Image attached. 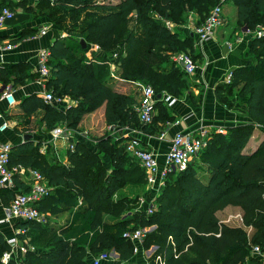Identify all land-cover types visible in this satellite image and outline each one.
<instances>
[{
    "label": "trees",
    "instance_id": "16d2710c",
    "mask_svg": "<svg viewBox=\"0 0 264 264\" xmlns=\"http://www.w3.org/2000/svg\"><path fill=\"white\" fill-rule=\"evenodd\" d=\"M220 1L60 0L52 6L39 2L38 7L49 9L47 15L67 34L50 47L47 89L55 97H69L75 103L62 108L32 95L22 105L26 115L40 116L48 130L60 124L76 130L86 116L102 110L107 128L142 127L157 133L161 123L175 120L171 109L159 100L156 106L160 112L154 123L141 125L136 97L113 87L110 64L118 66L117 75L122 80L151 85L156 94L180 97L188 89V76L171 55L181 48L195 51L194 38L191 31L179 36L167 22L185 25L191 12L205 16L208 7ZM227 1L237 7L239 24L249 29L264 28V0ZM17 6L34 12V7H27L24 1L4 0L0 12L3 7L15 12ZM81 39H85L87 48L83 49ZM89 44L97 45L101 55L88 59ZM250 52L254 56L249 63L233 71V82L220 88L217 96L230 106L229 91L238 88L239 95L248 99L251 123L234 127L224 135L214 133L199 159L178 171L168 184L170 173L152 214L148 207L139 208L141 199L121 194L129 186H146L147 173L128 155L123 140L108 137L107 131L91 138L90 143L73 140L67 163L58 158L49 161L33 143L13 148L11 168L38 171L55 188L38 204L39 210L72 216L61 231L51 222H26V236L37 250L28 251L20 264H90L89 256L110 254L111 250L118 254V264H130L134 245L124 233L153 226L144 243L145 249L157 247L151 264H156L157 256L165 264H262L251 251L255 245L264 251V137L255 149L246 147L257 128L264 132V34L253 39ZM1 73L5 82L14 85L36 77L24 73L11 79L6 70ZM225 90H229L227 96ZM228 207L241 210L242 225H231L220 218L219 213ZM107 215L112 223L106 222ZM8 249L0 239V264Z\"/></svg>",
    "mask_w": 264,
    "mask_h": 264
},
{
    "label": "crops",
    "instance_id": "0c3cea01",
    "mask_svg": "<svg viewBox=\"0 0 264 264\" xmlns=\"http://www.w3.org/2000/svg\"><path fill=\"white\" fill-rule=\"evenodd\" d=\"M1 1L2 0H0V2ZM4 1H12L15 3L24 1L27 7H34V12L28 13L23 6H17L15 8L16 15L14 19L7 21L0 30V43L11 42L15 46L12 51H0V112L9 120L11 125L6 132H0V143H10L13 148L18 146L22 147L27 142L33 143L35 147L37 146L39 148V152L42 155L47 156L49 161L58 158L63 163H67L66 156L69 148V142L63 138L56 137L54 129L48 130L46 124L40 120V116L35 114L28 117L22 107L23 102H25L32 95H37L38 97L44 99V94L49 91L47 89L46 82L41 83L39 79V54L43 50H50V47L57 39L64 38L67 34L63 32L60 27L54 24L48 15H40L41 13H46L47 9H43L41 7L39 8L38 3L46 1L52 6L60 0ZM226 2L227 3H225L224 6L225 11H227L226 16L228 13L230 15L228 19L227 17L224 19V23L220 27L214 40L207 43H200L198 41L192 30L194 27L191 28L190 26L197 23L195 22L194 17L191 16L193 15L192 12L187 17V25L180 26L179 30L183 32V34L190 31L193 33L192 36L195 43V55L198 57L197 60L200 64V68L196 74L188 76V89L180 97H178L177 103L170 108L171 113L175 116V120L166 122V124L161 123L158 126L159 128L157 133L154 134L142 129V127L131 128L129 126H110L108 129L112 132V137H114L115 140H123L122 144H125L130 135L140 137L145 146L158 156L160 165L163 166L171 139L180 131L197 132L201 128H208L212 135L214 133L226 134L234 127L251 123V119L248 116V99L239 95L238 88H234L231 91L228 90L232 93L228 96V99L231 101L230 106L219 100L217 96V91H219L220 88L229 87V85L225 83L227 74L230 71H234L249 63L251 54L250 48L252 41L255 38L253 34L254 31L245 26L242 29L241 36L237 37V39H232L235 42L234 49H229L226 41L229 40L230 36L234 37L237 35L236 25L238 20L237 7L232 1L226 0ZM167 25L173 30L172 27L176 24L167 22ZM233 29H235L236 32H233ZM24 34L30 35L22 37ZM101 53V51L92 49L91 44H89L86 56L88 59H91L95 56L101 55ZM110 65L111 72L113 69H116L117 75L119 69L112 67L113 63ZM1 70H6L11 79H15L17 76L16 74L20 75L24 73L29 75L33 74L36 75V77L35 79L27 80L23 84L14 85L13 82L4 81ZM111 77L113 78L112 74ZM118 79H120L119 81L122 83L132 85L133 88L137 85V81L131 82L122 80L121 78ZM112 85L116 90L120 91L116 87L118 84H116L114 78ZM7 88L12 90L16 99V104L13 107H10L6 100L2 99L3 92ZM228 91L225 90L223 94L227 96ZM64 99L65 101L63 103L51 104L62 108H68L75 103L69 97H65ZM40 113L41 111L37 114ZM102 113L103 111L100 110L97 113L86 116L81 124V127H84L83 124L86 125L85 121L87 119L92 120L94 115ZM29 127H32V129H29ZM161 133H166L165 139L159 138ZM26 134H32L33 139L25 141L24 136ZM77 136L78 133L76 132V134L73 135V139L75 140ZM263 137L264 132L257 128L246 148L249 146L250 149H255ZM76 140L78 139L76 138ZM83 142L86 141L83 140ZM107 162L109 163L108 160ZM32 171L33 170L30 168L18 167L14 174L15 187H0V220L5 218L6 208L15 195L23 193L24 190L30 188L33 181ZM17 182H21L23 187L19 186ZM148 188H150L151 191L154 190L151 187ZM148 188L147 190H149ZM50 189L52 192L55 190L53 186H50ZM152 194H154L153 191ZM151 198L152 197H149V199ZM141 200L144 203H142L139 208L144 209L146 207V200L144 198ZM233 209L237 210L241 214V210L239 208L228 207L224 211L220 212L219 216L221 214H228L229 211ZM47 217L48 222H51V224L57 228L58 231L66 228L68 220L72 219V216H69V213H61L58 215L48 213ZM228 218L229 217H227V219ZM228 221H230V218ZM106 222L112 223V220L109 218L106 219ZM25 223L26 222L21 220H15L0 224V239H3L9 246L7 251L12 249V246L8 243V241L14 238L16 239V245L14 248L15 252L8 264H20V258L24 257L28 251L37 250V247L30 242V237L26 236L29 228L24 225ZM153 252L154 250H150V248H141L140 252L134 254L130 264H151L150 260ZM110 254L111 258L102 264L119 263L118 254L114 250H111ZM254 257L263 264L264 254ZM91 258L92 256H89L88 260L91 261ZM148 258H150L149 261ZM248 264L255 263L248 262Z\"/></svg>",
    "mask_w": 264,
    "mask_h": 264
},
{
    "label": "built area",
    "instance_id": "2783aa9c",
    "mask_svg": "<svg viewBox=\"0 0 264 264\" xmlns=\"http://www.w3.org/2000/svg\"><path fill=\"white\" fill-rule=\"evenodd\" d=\"M222 6L215 7L209 16L199 26L193 28V33L196 35L200 43H207L217 36V30L224 23ZM15 12L8 7H3L0 12V30L5 23L14 19ZM262 36V32L258 33V37ZM92 49L100 51L97 45L92 44ZM227 46L230 50L234 49L233 44L227 42ZM15 48L11 42L0 43V51H12ZM51 57L50 50H43L39 54V79L41 83H45L51 76V69L49 66V60ZM173 62L178 66L185 75L192 76L200 68V64L194 59V57L187 54H175ZM112 67L118 68L113 63ZM113 76V72H111ZM234 72L230 71L225 79V83L230 85L233 82ZM138 90L142 93L141 99L137 102L135 109L138 114L139 121L143 126H149L154 123V119L157 115V94L151 85L137 82ZM2 99L6 100L10 107L16 104L15 96L10 88H7L2 95ZM44 99L49 103L60 104L65 101L64 98L55 97L51 91H47L44 94ZM165 104L172 108L178 98L170 96L169 94H162V98ZM11 127L10 122L0 112V132H6ZM219 132V131H218ZM222 132V131H221ZM54 134L58 138H63L67 142H71L73 139V130L69 129L66 125L60 124L54 129ZM160 139H165L166 133L159 135ZM212 137V133L208 128H201L197 132H178L176 133L170 142V146L165 155L164 165L161 166L158 156L150 149H148L143 141L138 136L130 135L126 145V151L128 155L138 161L140 166L146 171L148 185L156 191H159L172 171L186 170L190 164L195 160H198L201 153L206 149L209 141ZM69 148H73V143L69 144ZM13 147L10 143H0V187L14 188V174L18 167H10V157ZM33 181L28 192H23L15 195L10 204L6 208L5 218L0 220V224L5 222H12L15 220H21L23 222L36 221L40 224H46L48 222L47 214L42 213L38 204L51 193L50 186L45 178L38 171H32ZM81 203V201H80ZM142 203H144L142 201ZM155 209V205L152 204L148 207L147 211L152 214ZM240 225H242V215L239 214ZM225 222V221H224ZM226 223V222H225ZM155 227H139L137 229L128 230L124 233V238L132 242L134 245V254L140 252L141 248H144L145 240L148 234L154 230ZM8 243L12 246V249L6 251L3 254L2 262L8 264L14 254V248L16 245V239H11ZM152 248V249H151ZM155 254L157 247H151ZM149 252V251H148ZM264 251L259 245L252 247V256H261ZM111 254L102 253L98 256L92 257L90 264H102L109 260ZM264 260V259H263ZM156 264H165L160 256L156 257ZM264 264V262H263Z\"/></svg>",
    "mask_w": 264,
    "mask_h": 264
},
{
    "label": "rangeland",
    "instance_id": "374dc122",
    "mask_svg": "<svg viewBox=\"0 0 264 264\" xmlns=\"http://www.w3.org/2000/svg\"><path fill=\"white\" fill-rule=\"evenodd\" d=\"M225 3H227L226 2V0H221L218 4H211L209 7H208V11H207V14L205 15V16H207L209 13H211V11L215 8V7H217V6H222V12H223V19H226V17H227V19H228V17H229V13L227 14V16H226V12L227 11H225ZM67 6V5H66ZM49 12V9H47V11H46V13H41L40 15H42V16H44V15H47V14H49L48 13ZM191 16H193L194 17V20H195V22H200L201 21V18L203 19L205 16H201L200 14H198V13H193V15H191ZM232 16V15H231ZM52 20H53V18H52ZM187 20H188V18L186 19V22H185V25H187ZM200 20V21H199ZM190 25V24H189ZM180 26H182L181 24L180 25H178V24H176L175 26H173L172 28H173V30L174 31H178V33H179V36H181V37H184L186 34H183V32H181L179 29H180ZM191 26V28H193V27H195V26H197V23H194V25H190ZM235 27V26H234ZM244 28V26L243 25H241V24H239L238 22H237V25H236V29H237V32H236V30L235 29H233V32H236L237 33V35H235L234 37L233 36H230L229 37V40H227L226 42H229V43H231V44H233V46L235 45V42H234V40H232V39H237V37H240L241 36V34H242V29ZM220 29V28H219ZM219 29L217 30V33L219 32ZM193 30V29H192ZM253 31H254V37H256V36H258V33L259 32H262V34H264V28H262V27H260V26H257L256 28H253L252 29ZM233 34V33H232ZM231 34V35H232ZM76 38H78V37H76ZM194 44L195 43H193V47H194ZM195 48V47H194ZM194 53H195V51H192V49H190V50H186V49H184V48H181L178 52H177V54H187V55H190V56H192V57H194L195 55H194ZM175 55L173 54V55H171V57L173 58ZM252 56H254L252 53L250 54V59L252 58ZM197 62H198V60H196ZM115 68V67H114ZM113 78H114V81L116 82V84H118V85H116V87H117V89H119L121 92H123V93H127V94H132V95H134L135 97H136V99L139 101L140 99H141V95H142V93L138 90V87L135 85V87L133 88V86L132 85H130V84H128V83H122V82H120L119 80L120 79H118V78H120L119 76H117L116 75V69L114 70L113 69ZM190 79V78H189ZM148 85V84H147ZM155 89V88H154ZM161 100V99H160ZM159 112H160V110H158L157 111V115L159 114ZM88 120V121H87ZM85 122H86V125L85 124H83L84 125V127L82 126H80L78 129H76V130H73V135L74 134H76V132L78 133V136L76 137L78 140H80V141H86V142H88V143H90V141H93L91 138H93V137H97V136H101V135H103L106 131H107V135H108V137L109 136H111L112 137V132L111 131H109V127L107 128L106 126H105V123H103V117H102V114H96V115H94V117H93V119L92 120H90V119H87ZM169 122V121H168ZM166 124V123H165ZM159 125V124H158ZM155 127V126H154ZM159 128V127H158ZM142 129H145V128H142ZM167 133V132H166ZM224 135V134H223ZM160 137V136H159ZM76 138H75V140H76ZM114 138V137H113ZM166 138V137H165ZM74 139H71V142L70 143H68V144H71L72 143V141H73ZM105 162H107V157L105 158ZM140 174H142V172H140ZM177 174H178V171H172L171 172V177H170V181H169V183L168 184H170L171 182H173L174 180H175V178H176V176H177ZM165 185V184H164ZM149 187V185H148V181H147V183H146V186H143V185H140L138 188H135V187H131V186H129V187H127V188H125L122 192H121V194L123 195V196H130V197H136V198H139V200L140 199H142V198H144L145 200H146V202H145V204H146V207H149L150 205H152V204H154L153 202H156L157 201V198H158V196L163 192L162 190H163V187L161 188V189H159V191H156V190H152L153 191V193L154 194H152V191H151V189L150 188H148ZM147 188L149 189V190H147ZM149 191V192H148ZM149 197H152L151 199H149ZM149 200V201H148ZM151 201H152V203H151ZM155 205V204H154ZM240 214V212H238L237 210H230L229 211V213L228 214H221L220 215V218L223 220V221H227L226 223H228V224H231V225H240V221H239V217H238V215ZM107 218H105V219H109L110 217H109V215H107L106 216ZM227 217H229L230 218V221H228L229 220V218L227 219ZM111 219V218H110ZM227 219V220H226ZM84 241H85V239H84ZM152 249V248H151ZM150 249V250H151ZM150 260V258H148V261Z\"/></svg>",
    "mask_w": 264,
    "mask_h": 264
},
{
    "label": "water",
    "instance_id": "95a60500",
    "mask_svg": "<svg viewBox=\"0 0 264 264\" xmlns=\"http://www.w3.org/2000/svg\"><path fill=\"white\" fill-rule=\"evenodd\" d=\"M80 42L82 44L83 49L87 48V42L85 41V39H81ZM157 98L160 100L162 98V93H158L157 94ZM24 139H25V141L32 140L33 139V135L32 134H26L24 136Z\"/></svg>",
    "mask_w": 264,
    "mask_h": 264
}]
</instances>
